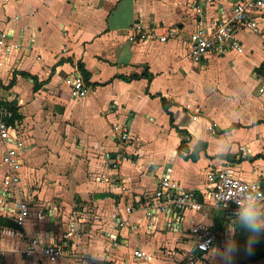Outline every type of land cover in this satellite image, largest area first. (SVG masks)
<instances>
[{
  "label": "crops",
  "instance_id": "0c3cea01",
  "mask_svg": "<svg viewBox=\"0 0 264 264\" xmlns=\"http://www.w3.org/2000/svg\"><path fill=\"white\" fill-rule=\"evenodd\" d=\"M195 1L0 0V31L10 33L0 45V100L17 109L27 148L19 172V195L30 208L26 229L58 242L52 203L76 218L64 254L53 263L24 258L18 228L0 226V264H77L87 253L99 258L106 236L119 258L115 264H138L131 256L136 248L147 252L145 264H184L188 254L193 264H233L234 233L227 239L223 224L205 253L192 249L187 229L213 224L218 209L206 183L209 171L227 168L264 186V77L255 71L264 63V47L236 28L241 52L211 51L193 62V32L220 17L219 8L229 16L233 0H213L199 13ZM260 11L264 17V7ZM135 22L171 35L164 42H128ZM77 63L87 73L88 91L73 99L65 78L80 74ZM132 74L139 77L127 79ZM159 96L169 102L171 124ZM114 126L127 127L124 140ZM182 139L187 150L178 153ZM191 152L195 160L185 158ZM123 153L131 158L110 168ZM161 177L192 190L200 207L175 212L167 204L147 216ZM2 201L0 194V216L10 220ZM256 219L264 229V215ZM79 221L89 227L80 225L88 230L75 235ZM247 264H264V257Z\"/></svg>",
  "mask_w": 264,
  "mask_h": 264
},
{
  "label": "built area",
  "instance_id": "2783aa9c",
  "mask_svg": "<svg viewBox=\"0 0 264 264\" xmlns=\"http://www.w3.org/2000/svg\"><path fill=\"white\" fill-rule=\"evenodd\" d=\"M213 0H197L194 7L199 13L205 4H212ZM264 7V0H233L229 3V16L212 18L207 25L198 27L192 34V40L188 51V56L193 62H199L211 51L226 53L229 50L241 52V44L235 38V29H243L255 35L259 39V44L264 47V17L261 9ZM171 32L164 29H156L152 26H143L139 22L131 24L126 34V41H145L154 39L160 42L166 41ZM10 38V33L0 31V45ZM15 47L16 44H11ZM68 86V95L73 99H80L86 95L88 87L77 71L69 73L65 78ZM262 88H259L261 91ZM11 112L4 107H0V170L2 181V194L4 201L2 209L12 223L18 228L21 246L19 252L24 258H36L45 263H53L62 256V248L65 240L71 234V223L69 221L68 230L60 235L58 242H46L44 235L38 232L32 234L26 229V222L29 220L30 208L26 201L19 195L20 168L23 157L27 151L26 144L18 136L20 121L13 119ZM118 130L120 136L118 140H124L128 134L126 126ZM241 150V147L238 148ZM130 153L115 155L110 161V168H117L121 162L129 160ZM206 183L210 192L212 206L215 209H222L224 220L222 225L223 235L228 239L234 233L236 222L241 219L246 209H251L256 218L264 215V190L257 180L245 181L232 175L227 168L209 171L206 174ZM167 204L175 210L197 209L200 204L196 200V194L192 190L183 189L177 182L166 177H161L153 192L149 209L146 215L151 214V209L164 210ZM126 212L129 207L124 208ZM50 212V211H49ZM187 233L193 243L192 249L201 253L208 252L219 236V231L213 229L211 225L204 223L191 224ZM131 256L135 259H147V252L136 248L131 251ZM195 256L188 254L185 256L184 264H193Z\"/></svg>",
  "mask_w": 264,
  "mask_h": 264
},
{
  "label": "trees",
  "instance_id": "16d2710c",
  "mask_svg": "<svg viewBox=\"0 0 264 264\" xmlns=\"http://www.w3.org/2000/svg\"><path fill=\"white\" fill-rule=\"evenodd\" d=\"M77 69L80 71L81 77L85 81L87 79V73L83 69L82 65L80 63H77ZM256 73L258 75H261L264 77V63H261L256 69ZM139 76L136 74H132L127 79H136ZM150 77V76H149ZM33 90H36V86L33 85ZM159 101L161 104V107L166 115L169 117V123L171 124L172 121V115L168 111L169 102L159 96ZM0 107H4L7 110L11 112V117L7 119V122H12L13 119L19 120L20 115L17 112V109L14 106H11L9 103H6L2 100H0ZM177 129V128H175ZM187 148L185 146V140L182 139L177 147L178 153H182L186 151ZM196 152H191L189 156H185V158H189L191 160L196 159ZM260 187L264 189V186ZM0 226H14L15 225L8 220L7 218L0 216ZM264 257V235H261L259 238H257L254 241H251L248 239L247 236V230L245 224L239 219L234 228V235L232 237V243L230 247V261L233 264H247L254 260L260 259Z\"/></svg>",
  "mask_w": 264,
  "mask_h": 264
},
{
  "label": "rangeland",
  "instance_id": "374dc122",
  "mask_svg": "<svg viewBox=\"0 0 264 264\" xmlns=\"http://www.w3.org/2000/svg\"><path fill=\"white\" fill-rule=\"evenodd\" d=\"M18 136L20 138L23 137L22 136V130L20 128H19ZM39 148H42V150H44L45 146H37V150ZM39 150H41V149H39ZM75 203L76 202H74V204ZM52 206H55V208L57 209V211L55 212L54 221H55V223H57L58 235L59 234L61 235V234L65 233L68 230L69 221H73V219H70V217H69V214L73 210L70 211V213H66V211L59 209L60 208L59 204L52 203ZM48 209H49V207H48ZM84 209L88 211V209H90V208H87V206H86ZM82 213H84V212H82ZM82 213H79V215H78L80 218H82L81 217ZM92 214L93 213H91L90 216H93ZM71 217H72V215H71ZM79 222H81V221H79ZM82 224H86V226L89 227V225L87 223H82V222L81 223H77V225L75 226V229L73 231V234L80 235V234H82V233H84L85 231L88 230V228H86V226L85 227L84 226H80ZM44 225H46V224H44ZM43 229H45V226H42V230ZM96 234L100 235L98 232H96ZM105 241H106L107 245H105V248L103 249V251L100 252L101 256L99 258H96V257L89 258V253H87V255H84L83 257L77 256V258L75 259V262H77V264H83L84 259H85L87 261H90L89 264H115L116 259L119 260V258L117 256L112 257L113 255H111V254H113V252L111 250H109V249H111V248H113L115 246L112 245L110 239L107 236L105 237ZM115 242H117V241H115ZM62 253L64 254V250H62ZM124 255L125 254L121 253V251L119 252V256L124 257ZM137 263L138 264H145V262L143 260H141V259ZM85 264H86V262H85Z\"/></svg>",
  "mask_w": 264,
  "mask_h": 264
},
{
  "label": "water",
  "instance_id": "95a60500",
  "mask_svg": "<svg viewBox=\"0 0 264 264\" xmlns=\"http://www.w3.org/2000/svg\"><path fill=\"white\" fill-rule=\"evenodd\" d=\"M0 194H2V190L0 189ZM176 214H174L175 216ZM245 219L246 217H244L243 215L241 216V221L245 224L246 226V230H247V236L248 239L251 241L256 240L257 238H259L261 235H264V229H261L257 219H255V225L256 228L255 230H253L252 228H250L246 223H245ZM213 224H212V228L213 229H218L221 224L223 223L224 220V213L222 209H218L213 213Z\"/></svg>",
  "mask_w": 264,
  "mask_h": 264
},
{
  "label": "clouds",
  "instance_id": "9594fccd",
  "mask_svg": "<svg viewBox=\"0 0 264 264\" xmlns=\"http://www.w3.org/2000/svg\"><path fill=\"white\" fill-rule=\"evenodd\" d=\"M244 217H246L245 219V223L252 228L253 230H255L256 225H255V214L251 211V209H246L245 213L243 214Z\"/></svg>",
  "mask_w": 264,
  "mask_h": 264
}]
</instances>
